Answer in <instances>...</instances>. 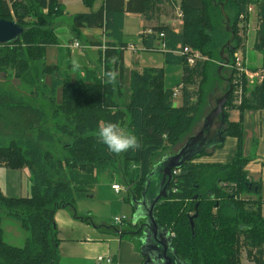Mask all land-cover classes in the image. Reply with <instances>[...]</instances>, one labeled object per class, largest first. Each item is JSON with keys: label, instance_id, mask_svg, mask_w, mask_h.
Masks as SVG:
<instances>
[{"label": "trees", "instance_id": "obj_1", "mask_svg": "<svg viewBox=\"0 0 264 264\" xmlns=\"http://www.w3.org/2000/svg\"><path fill=\"white\" fill-rule=\"evenodd\" d=\"M95 1L82 0L88 11L73 15L70 23L75 29L103 30L107 40L102 54L103 77L87 68L71 77L66 70L58 72L59 64L46 63V49L57 46L50 26L63 16L59 0H0V19L15 21L24 28L16 42L0 45V75L5 78L8 71L13 72L15 79L31 87L32 97L40 96L46 102L45 106H33L0 86V168H26L31 181L30 197L9 198L0 191V213L26 234L21 247L6 243L0 217V264H60L55 213L68 209L76 216L75 197L91 193L101 175L117 173L119 157L123 177L133 185L131 198L140 199L155 155L179 142L194 125L207 72L214 62L217 67L224 65L220 50L231 39L230 31L234 39L223 53L228 64L235 51L243 50L241 23L247 20L249 6L254 8L258 22L253 49L262 56V81L246 96L247 80L243 77L240 104L233 103L232 90L229 92L221 137L237 139L235 153L227 163H194L204 155L202 151L173 169L177 173L172 174L168 196L159 200L153 216L160 228L173 235L171 248L186 264H240L242 247L253 264H264L262 201L254 191L256 184L243 169L247 159L241 153L242 127L226 118L231 108L240 112L264 110V0H180L182 28L178 33L158 23L165 12L157 1L99 0L101 6L94 9ZM217 2L231 15L230 31L225 24L223 31L219 27L214 13ZM217 12L225 22L221 11ZM126 13L157 23L150 34H139L142 49L159 51L166 64L181 66L182 77L177 84L181 87L180 105L175 108L160 68L131 70L128 103L119 107L113 99L124 84L123 55L128 43L123 41L121 29ZM87 44L102 45L97 40ZM177 46L196 50L207 60L189 67L184 57L170 52ZM108 72L115 74L111 82ZM59 91L60 102L55 98ZM48 112L51 123L44 126ZM106 121L133 133L139 147L110 152L97 137L98 128ZM219 146L217 142L213 148ZM243 194L256 196L243 198ZM194 214L191 230L189 218Z\"/></svg>", "mask_w": 264, "mask_h": 264}, {"label": "rangeland", "instance_id": "obj_2", "mask_svg": "<svg viewBox=\"0 0 264 264\" xmlns=\"http://www.w3.org/2000/svg\"><path fill=\"white\" fill-rule=\"evenodd\" d=\"M19 1V0H17ZM61 8L63 10V16L51 24V29L54 32L56 37L57 46L49 47L45 51V61L47 64H51V57L54 58L56 61L53 64H59L58 72H62L66 70L71 77L73 74L79 73L78 70H82L83 68H88L89 70L95 69L98 72L103 71V65L101 64L102 58L98 60L97 53L98 50H91L88 47L87 39L85 34L80 29H75L71 26L70 19L73 15L84 13L87 11V8L83 5L82 0H59ZM215 9L217 11L220 10V5L223 3H215ZM223 10L227 18L229 19V28L230 22L232 21L231 15H228V9L223 6ZM217 11H214L216 20L219 24L220 29L224 30V20L218 14ZM11 15L13 14L12 10L10 11ZM167 18L163 19V21L168 19V13L165 14ZM13 16V15H12ZM126 25L124 29V33L126 34L123 37V40L128 43V46H133L135 48L134 51L132 49L127 48L125 51L126 55V63L124 67V84L120 90V94L118 95L117 91L114 93V100L119 105V107H123L128 103L129 96H130V88H129V71L132 69L129 66V62H132L131 57H138L139 60L137 61V65L139 69L153 67V68H163V85L165 89H171L172 87H176V85L180 82L181 76V68L177 65H165L162 60V54L159 51H145L142 49L140 45V39L138 37V32L140 27L139 19L134 16H128L125 19ZM86 30V29H85ZM245 35V34H242ZM244 37V36H243ZM242 38V37H241ZM253 38L252 34L248 35V40L251 41ZM244 41V40H243ZM227 42V41H226ZM74 43L78 44V48H74L72 45ZM103 46H105L103 44ZM78 50V51H77ZM89 53H86L88 51ZM78 53H77V52ZM248 52V51H247ZM77 55L81 58L80 62H84L83 64H79L74 59V55ZM87 56V57H86ZM227 55L224 54V57ZM86 58L89 59L88 62H92L99 64V69L97 68H89L86 66ZM66 59H68L67 62ZM71 60V61H70ZM100 61V62H99ZM91 64V63H89ZM73 65V66H72ZM218 63L214 62V65L209 67L207 72V79L202 87V98H201V105L199 107L198 113L195 118L194 125L191 127L194 128V131H188L179 142L174 144L172 147H166L165 150L160 151L152 161V167H156L159 163H161L164 158L171 157L175 155L177 151L184 146L186 143V139L190 136H198L197 133L203 127L205 118L210 113V111L215 107V101L220 98L226 91L227 87V80L230 78L229 70L226 67H217ZM227 66V65H226ZM9 73L7 76L1 77L2 81H0V86L4 89L10 90L17 98L23 100L24 102H29L33 106H39V104L45 106V101L42 97L35 95L32 97L29 94V90L31 87H27L23 85L19 80L13 77V72L8 71ZM221 75L223 80L220 79L217 75ZM229 76V77H228ZM226 79V80H225ZM45 82H49V78H44ZM39 87V86H37ZM232 88V86H231ZM232 90V89H231ZM179 97L173 98L175 101L174 103L177 104ZM56 100L60 102V91L59 94L56 96ZM51 113L48 112V119H43L44 126H50L51 123L50 119ZM220 126V118L216 117L213 121L211 127H209L207 133H205L209 138L216 139L215 133L217 134L218 127ZM195 136V137H196ZM204 136V135H203ZM121 166V157L118 159L117 163V173L111 177L109 174H103L100 176L99 182L93 187L91 193L86 194L81 197H75V204H74V214L77 215V219L88 220L93 222L94 226L102 229H111V227H116L117 224H114V219L118 218L123 221V228L124 231H130L132 234L136 231L137 228L132 227V212L134 206V200L131 198L132 196V187L133 185H128L126 182V178L123 177V170ZM158 174H160L158 172ZM4 176V178H3ZM157 176V173L155 174ZM154 176V178H155ZM0 185L2 189V193L5 197L15 198V197H30V175L26 168H22L20 170H10V169H1L0 171ZM125 181L124 184L121 181ZM112 184H118L120 186V191L115 193L111 189ZM151 188H149V195L151 194ZM240 196V195H239ZM256 195H248L243 194V198H255ZM126 200V202L123 201ZM60 211H64L65 214H70L73 216V212L68 209H63ZM3 212L0 213L1 221H3L2 229H3V238L4 241L10 245L21 247L24 243L26 234L23 235L22 231L20 230L19 226L7 219L6 217L2 216ZM127 228V230H126ZM169 236H173L169 234ZM137 243V242H136ZM138 245V243L136 244ZM264 250V245H263ZM240 264H253L252 260L247 256L246 248L242 247L240 251ZM96 264V263H95Z\"/></svg>", "mask_w": 264, "mask_h": 264}, {"label": "crops", "instance_id": "obj_3", "mask_svg": "<svg viewBox=\"0 0 264 264\" xmlns=\"http://www.w3.org/2000/svg\"><path fill=\"white\" fill-rule=\"evenodd\" d=\"M101 4L102 2L97 0L93 3L92 8L97 9L101 6ZM128 16H134L139 19L140 24H138V26L140 27V30L138 32V36L141 32L150 30L151 28L155 27V25L157 24L154 20L147 21L140 14L126 13L124 14V19L121 29L122 38L126 35L124 33V29L128 24H125V19ZM159 20L160 21L158 23H165L163 25L169 26L175 33L180 32L182 28V24H168V22H170V19L163 21V19L159 17ZM241 24L243 26L241 33L245 34L242 35V37L244 36L242 54L244 58V65L249 73V75L246 77L247 80L246 96H248L249 95L248 92L251 91L256 85H259L260 82L262 81V70H261L262 56L258 51L253 49L255 33L258 24L254 8H252V11L248 13L247 20ZM81 30L85 34L87 40L101 41L102 43L101 47H91V46L88 47L91 48V50L99 51L97 53L98 60L102 58L101 64H103L104 60L102 54L104 48L106 47V42H107V40L103 35L104 34L103 30L87 29V28H81ZM249 34L253 35L251 41L248 40ZM103 44L105 46H103ZM89 52L90 51L86 53ZM161 56L164 63L163 67H165V65H169L165 63L163 54ZM74 59L76 61H71V60L70 61L72 63L73 62H77L79 64L84 63V62L83 63L80 62L81 58H79L76 54L74 55ZM131 60L132 62H129V66L132 68L131 70H136L140 72L142 69H139L137 65V61L139 60V58L131 57ZM55 61L56 60L51 57V61H50L51 65H55L53 64ZM67 61L68 59H66L65 62ZM85 61L87 67L99 69V64L98 66H96L97 64L88 62L89 59L87 58ZM125 63H126V55L124 51V55H123L124 67H125ZM221 67H227V66L220 64L219 70L221 69ZM160 69H162L163 71L162 67ZM82 70H78V72ZM228 75H230V72ZM80 76L81 77L84 76L83 72L80 73ZM100 76L101 77L104 76V70L98 73V77ZM181 77H182V68H181L180 80ZM172 88L170 90H172ZM178 105H180V101L178 102ZM226 118L229 123L240 124L242 127L243 133L241 139V153L242 156L247 159L243 169L244 172L248 174V178L253 183L256 184V186L254 187V189L256 190L254 191L257 192V195L262 201V214L264 216V110L245 109L242 112H240V110L237 108H231L226 111ZM189 131L190 132L194 131V128L193 129L191 128ZM200 131H198L197 135L199 134ZM203 135L200 136L197 143H195L192 147L189 148V150L193 153L201 150L202 147H205V149L202 150L205 151L204 155L195 159L193 161L194 163H227L232 159L237 146V139L235 137L226 136L224 137L221 146H219L218 148H213L212 145L215 144L216 141L218 140L216 133L214 134L216 136V139H213V137L209 138L206 134ZM195 136L192 137L190 136L189 138H187L186 139L187 141L186 143H184L183 147H185ZM183 147H181V149ZM179 151H177L175 154H177ZM201 152L198 154H201ZM1 169H5V168H0V171ZM160 179L161 176L160 174L157 173V176L153 178V181H151L150 186L148 187L147 192H149V188H151L152 190L150 195H155L160 190ZM0 180H2V177H0ZM0 191L2 193L1 185H0ZM77 218H78L77 215L70 216V214L69 215L65 214L64 211H60V210L57 211L54 215V223L57 228V235L59 239L58 253L60 258V264H95L96 263L95 260L99 256L111 258L114 264H144V258L140 255V252L138 250L139 247L138 245H136L137 243L135 240V234L134 233L132 234L130 231H124L125 230V228H123L124 225L111 227V229L100 230L99 228L94 226L93 222L88 221L87 219L79 220Z\"/></svg>", "mask_w": 264, "mask_h": 264}, {"label": "water", "instance_id": "obj_4", "mask_svg": "<svg viewBox=\"0 0 264 264\" xmlns=\"http://www.w3.org/2000/svg\"><path fill=\"white\" fill-rule=\"evenodd\" d=\"M220 11L225 19L226 30L230 31L229 19L224 13L223 5H220ZM23 32L24 28L15 21L0 19V45L16 42L21 37ZM230 34L231 39L227 41L225 46L220 50V58L224 65L228 64V60L223 56L225 47H228L234 39L232 31H230ZM227 83H229V80H227ZM231 89V85L228 84V90L215 101V107L205 118L203 127L198 136L193 137L191 141L177 154L164 158L161 163H159L155 168H152L147 177L140 199L134 201L132 227L137 228L134 232L135 240L138 243L140 255L144 258V264H186L177 257L171 248V236H169L166 229H162L157 225L153 216V210L159 200L165 199L168 196L167 189L172 179V170L179 168L183 162L194 158L195 155L205 149V147H202L201 150L193 153L189 150L190 147L197 143L200 136L207 133L216 117L220 118V126L216 134L218 140L215 144H217V142H223L221 136L223 126L225 124L224 107ZM172 107L175 108L176 103H173ZM215 144L212 146L214 147ZM158 172L161 176L160 190L155 195H149L147 192L148 187L150 186L151 181H153L155 174ZM196 216L197 215L194 214L189 218L191 230H193V219L196 218Z\"/></svg>", "mask_w": 264, "mask_h": 264}, {"label": "built area", "instance_id": "obj_5", "mask_svg": "<svg viewBox=\"0 0 264 264\" xmlns=\"http://www.w3.org/2000/svg\"><path fill=\"white\" fill-rule=\"evenodd\" d=\"M126 1V0H124ZM157 1V6L160 8L161 11L165 12V14L168 15V19H170V22L168 24H182V12L180 9V0H154ZM252 6H249L247 8V13L252 11ZM165 14H162L160 17L162 19L167 18ZM242 19V16L239 17ZM165 24V23H161ZM144 34H150V30L143 31ZM160 37H162V34H160ZM74 48H78V44L74 43L72 45ZM132 49V51L135 50L133 46H128L127 48ZM160 49H163V46H161ZM127 50V49H126ZM172 54L177 56H182L185 58V62L189 67H192L195 65L197 61H205L207 60L204 56H202L198 51L192 50L188 47L180 48L179 46L176 47L174 51H170ZM227 67H229L231 73H230V79H231V86H232V96H233V103L234 104H240L242 94H243V77L246 78L249 73L244 65V58L241 50H237L232 55V62L231 64H227ZM180 86H176L172 88V97L176 98L180 95ZM177 172L173 171L172 174L175 175ZM111 189L118 193L120 191V186L118 184H113L111 186ZM114 224L123 225V221L121 222V219L115 218ZM96 264H114L112 259L109 257H102L99 256L95 260Z\"/></svg>", "mask_w": 264, "mask_h": 264}, {"label": "clouds", "instance_id": "obj_6", "mask_svg": "<svg viewBox=\"0 0 264 264\" xmlns=\"http://www.w3.org/2000/svg\"><path fill=\"white\" fill-rule=\"evenodd\" d=\"M106 76L109 82L115 79V74L112 72H108ZM97 137L110 152L116 154L139 147L138 139L133 133L111 121H106L98 128Z\"/></svg>", "mask_w": 264, "mask_h": 264}]
</instances>
